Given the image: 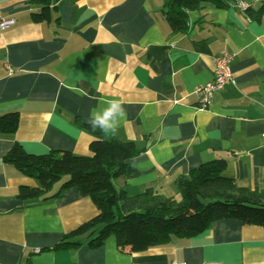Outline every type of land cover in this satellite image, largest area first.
<instances>
[{
  "label": "crops",
  "instance_id": "1",
  "mask_svg": "<svg viewBox=\"0 0 264 264\" xmlns=\"http://www.w3.org/2000/svg\"><path fill=\"white\" fill-rule=\"evenodd\" d=\"M242 1L253 11L264 4ZM246 10L213 0H52L49 19L36 23L39 6L0 0V17L15 21L0 31V116L19 115L15 133L0 132V264H264V228L236 220L139 254L114 237L96 250L52 251L95 206L74 188L25 203L18 189L35 183L3 162L14 143L32 155H90L95 138L75 119L88 124L91 109L119 99L126 117L100 138L141 153L128 161L138 175L116 188L176 197L179 175L221 159L225 177L264 189V14ZM168 15L185 28L173 31ZM223 50L234 54L232 82L200 109L192 90L212 80Z\"/></svg>",
  "mask_w": 264,
  "mask_h": 264
},
{
  "label": "trees",
  "instance_id": "2",
  "mask_svg": "<svg viewBox=\"0 0 264 264\" xmlns=\"http://www.w3.org/2000/svg\"><path fill=\"white\" fill-rule=\"evenodd\" d=\"M28 1L40 7L39 13L32 14L34 22L49 19L52 0ZM177 1L180 0L172 3ZM213 1L218 6H226V0ZM246 12L251 18H260L264 4L256 11L248 8ZM166 18L173 31L185 28L180 15ZM18 120V113L0 116V132L15 133ZM75 124L95 138L89 144L88 156L63 150L32 155L14 143L3 158L4 163L35 183L31 187L21 186L17 199L25 203L45 202L74 188L95 206L96 214L65 234L52 251L76 249L83 244L96 250L114 237L119 250L139 254L177 239L196 237L220 220H236L243 225L264 228V189L240 187L225 177L224 160L215 159L179 175L174 180L176 197H165L150 189L128 195L123 188H116L114 181L138 175L128 161L141 150L132 142L104 140L100 138L99 128L93 129L79 119H75Z\"/></svg>",
  "mask_w": 264,
  "mask_h": 264
},
{
  "label": "built area",
  "instance_id": "3",
  "mask_svg": "<svg viewBox=\"0 0 264 264\" xmlns=\"http://www.w3.org/2000/svg\"><path fill=\"white\" fill-rule=\"evenodd\" d=\"M231 1L237 5L240 9H248V5L242 0H226V3ZM260 1V0H256ZM14 19L1 18L0 17V31L9 29L14 25ZM234 59V54L226 50L221 51L217 56L213 58L214 70L213 78L211 81L197 85L192 90V95L195 99L196 106L200 109L207 108L211 102V99L215 92L220 91L225 85L232 82L231 62ZM170 264H182L176 261Z\"/></svg>",
  "mask_w": 264,
  "mask_h": 264
},
{
  "label": "clouds",
  "instance_id": "4",
  "mask_svg": "<svg viewBox=\"0 0 264 264\" xmlns=\"http://www.w3.org/2000/svg\"><path fill=\"white\" fill-rule=\"evenodd\" d=\"M105 103V107L91 109L87 120L91 128H99L102 132L115 129L126 117V110L119 99H110Z\"/></svg>",
  "mask_w": 264,
  "mask_h": 264
},
{
  "label": "rangeland",
  "instance_id": "5",
  "mask_svg": "<svg viewBox=\"0 0 264 264\" xmlns=\"http://www.w3.org/2000/svg\"><path fill=\"white\" fill-rule=\"evenodd\" d=\"M245 1H247V2H253L254 0H245Z\"/></svg>",
  "mask_w": 264,
  "mask_h": 264
}]
</instances>
